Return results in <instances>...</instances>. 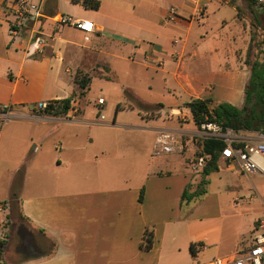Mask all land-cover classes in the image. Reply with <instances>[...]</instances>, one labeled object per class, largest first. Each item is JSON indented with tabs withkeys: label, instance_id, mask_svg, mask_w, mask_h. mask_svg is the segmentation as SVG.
<instances>
[{
	"label": "crops",
	"instance_id": "obj_1",
	"mask_svg": "<svg viewBox=\"0 0 264 264\" xmlns=\"http://www.w3.org/2000/svg\"><path fill=\"white\" fill-rule=\"evenodd\" d=\"M10 1L0 0V106L20 114L0 140V167L10 172L9 211L0 212L11 225L10 264H196L245 249L248 233L237 207L208 189L215 175L248 174L220 160L206 193L184 200L201 173L178 154L153 150L159 130H196L186 107L193 99L244 107L252 66L264 64V10L252 0H97L98 10L43 0L40 22L28 24L44 40L35 53L26 30L10 38L4 16ZM227 7L239 23L230 30L221 15ZM58 15L91 21L95 30L60 27ZM212 15H221L220 32L212 28L207 43ZM124 60L145 71L148 88L117 83L115 66ZM92 72L106 89L124 93L104 124L96 122V101L105 98L91 93ZM83 73L90 84L82 98L75 79ZM154 83L161 86L154 103L133 92L153 93ZM68 98L79 104L75 119L36 108ZM126 113L136 122L121 120ZM157 118L165 126H151ZM244 133L252 139L258 132ZM148 228L153 247L143 250Z\"/></svg>",
	"mask_w": 264,
	"mask_h": 264
},
{
	"label": "built area",
	"instance_id": "obj_2",
	"mask_svg": "<svg viewBox=\"0 0 264 264\" xmlns=\"http://www.w3.org/2000/svg\"><path fill=\"white\" fill-rule=\"evenodd\" d=\"M252 1L264 10V0ZM42 6L43 0H12L4 8L5 22L8 24L11 40L20 39L21 32L26 30V32H29L28 35L32 42L31 48L35 53L42 50L44 40L41 32L39 30L34 31V26L29 28L28 24H38L40 22ZM170 14L171 18H174L176 9L171 8ZM56 23L60 27L70 26L84 33H93L95 30V26L91 21L66 15H58ZM95 105L99 110L96 122L104 124L106 118L102 111L105 100L99 98ZM55 106L54 101H42L37 103L36 108L43 113H48ZM80 111L79 104L76 101H71L65 117L75 119ZM19 117L20 114L14 112L11 105L0 106V139L4 127ZM251 135L256 137L249 139L243 131L237 132L206 118L204 122L196 125V130L191 133L159 130L156 133L153 154L154 156L170 154L183 156L191 172L199 173L206 164V156L197 145V141L216 139L225 144L221 152V160L228 165H238L245 174L264 176V135L261 133ZM0 212H5L2 205H0ZM10 226L8 217L0 220V264H10L7 259L11 234ZM252 233L250 239L246 241V248L239 250L233 256L214 258L207 263L199 262L196 264H264V220L255 222Z\"/></svg>",
	"mask_w": 264,
	"mask_h": 264
},
{
	"label": "rangeland",
	"instance_id": "obj_3",
	"mask_svg": "<svg viewBox=\"0 0 264 264\" xmlns=\"http://www.w3.org/2000/svg\"><path fill=\"white\" fill-rule=\"evenodd\" d=\"M231 7L224 8L221 11V15L229 19L230 25L225 30H230L231 28H235L239 26L238 22L232 21V19L237 15V13H232ZM77 12H81L80 9H77ZM220 15V16H221ZM219 15L213 16L210 22V30L207 31L208 40L207 43L212 42V28L215 33H219V20L217 18ZM237 17V16H236ZM242 18L241 16H239ZM195 28L199 31V33L205 34V30L200 25H196ZM199 36V35H198ZM217 39V38H216ZM115 66V65H114ZM133 63L128 62L126 60L120 61L118 65L115 66V76L117 79V83L121 86H140L142 88H148V84L151 83L149 77L146 75L145 71L136 70ZM87 75L88 74H84ZM92 75L95 76L92 80L93 85L91 86V93L96 97H104L107 101L106 108L103 109L102 114L106 117H110L112 115L113 102L118 99L124 93L117 92L116 90L110 91L103 87L102 81L98 78L99 73L92 72ZM110 76L113 74L109 73ZM118 87H120L118 85ZM161 86L158 83L153 84V93L145 94L143 92H138L133 89V92L136 94L139 93V97L142 100L147 102L154 103L160 98ZM91 94V95H92ZM80 95V94H79ZM126 95V93H125ZM134 104L139 108V102H134ZM109 108L111 109L109 111ZM95 113L99 115V110L95 108ZM121 120L125 122H136V117L130 113L124 114L121 117ZM150 125L153 127L156 126H165L163 120L157 118L156 120L150 122ZM14 126V124H10L8 127L10 128ZM31 131L34 130L33 127H30ZM246 132V131H243ZM2 138V135H1ZM1 140V139H0ZM200 141H197V145L199 146ZM183 157V156H181ZM184 158V157H183ZM12 165V163H10ZM9 168L0 167V205L5 208V212L9 211V199H10V191L8 190L9 186ZM226 176V175H225ZM219 178L217 175L211 177V187L208 189L212 195L222 194L223 203L228 202L229 204H235L237 207L238 214L240 216L239 222H242L243 229L247 231L246 239H250L252 236V232L254 231V222L259 220H264V176L259 174H248V175H239L235 173L234 175H227L226 177ZM227 207V206H224ZM232 206L230 207V209Z\"/></svg>",
	"mask_w": 264,
	"mask_h": 264
},
{
	"label": "trees",
	"instance_id": "obj_4",
	"mask_svg": "<svg viewBox=\"0 0 264 264\" xmlns=\"http://www.w3.org/2000/svg\"><path fill=\"white\" fill-rule=\"evenodd\" d=\"M73 3H81L86 9L98 10L100 3L97 0H72ZM76 83L80 86V96L83 98L89 88L90 78L87 75L77 74ZM126 95L129 93L125 92ZM246 99L242 109L226 102H215L212 99H193L186 104L190 109L196 125L204 122L206 118L215 121L225 127L240 132H258L264 134V64L252 66V76L246 86ZM71 99L55 102L56 106L48 111L49 114L65 115L70 108ZM119 108V107H118ZM199 147L206 156V164L200 172L202 179L198 183L193 196L184 194V200L200 197L206 193L207 177L219 169L221 152L225 146L222 141L209 139L200 141ZM153 229L148 228L144 234L141 247L150 250L153 247Z\"/></svg>",
	"mask_w": 264,
	"mask_h": 264
}]
</instances>
